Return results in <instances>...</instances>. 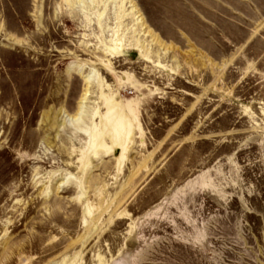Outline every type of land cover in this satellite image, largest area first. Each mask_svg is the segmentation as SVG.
Segmentation results:
<instances>
[{
  "label": "rangeland",
  "instance_id": "rangeland-1",
  "mask_svg": "<svg viewBox=\"0 0 264 264\" xmlns=\"http://www.w3.org/2000/svg\"><path fill=\"white\" fill-rule=\"evenodd\" d=\"M111 2L0 0V264H264V0Z\"/></svg>",
  "mask_w": 264,
  "mask_h": 264
},
{
  "label": "bare ground",
  "instance_id": "bare-ground-1",
  "mask_svg": "<svg viewBox=\"0 0 264 264\" xmlns=\"http://www.w3.org/2000/svg\"><path fill=\"white\" fill-rule=\"evenodd\" d=\"M66 3L70 6H79V7H82V8H85L86 10H91L92 8H98L100 7V5L104 2V0H65ZM108 1V0H107ZM109 1H112L114 2L115 0H109ZM125 2L129 3L130 5V9L132 10V14H133V17L136 19L137 22L141 23L142 20H141V15L139 16L138 15V12L136 9H134V5H133V0H124ZM111 2V3H112ZM128 5V4H127ZM107 8V7H106ZM123 8V6H122ZM106 10V9H105ZM92 12V11H91ZM97 12V11H96ZM131 14V15H132ZM101 17V15H100ZM133 19V18H132ZM101 20V18H100ZM135 21V20H134ZM143 23V22H142ZM141 23V24H142ZM142 26V25H141ZM145 26V25H144ZM143 29V28H142ZM146 29V28H145ZM145 32V31H144ZM141 34V33H140ZM148 34V33H147ZM146 34V35H147ZM151 34V32H150ZM145 35V36H146ZM148 36V35H147ZM153 41V40H152ZM135 42V40L133 41ZM137 43V42H136ZM139 43V42H138ZM137 43V44H138ZM153 43V42H152ZM120 45V44H119ZM140 47H143L140 45ZM135 48V47H134ZM143 49V48H141ZM140 49V50H141ZM138 51V50H137ZM145 51V50H144ZM90 78V77H89ZM92 78V77H91ZM87 79V78H86ZM86 94V93H85ZM88 96V95H87ZM83 99V98H82ZM84 100V99H83ZM83 104V103H82ZM106 105L108 107V112H109V115H108V118L109 120H112V122L110 123L111 125V128L112 129V132L115 134V137L118 139H120L119 142H121V137H122V134L124 133L125 130H128L130 128V124L127 123L128 121L126 120V116L123 114V111L122 109L120 110V106L117 105L116 103H110L109 102H106ZM129 105V103H128ZM80 111H79V115L76 116V118H69L67 117V120L69 122H72V123H76V122H79L80 121V117L83 113V110L85 107H83L81 104H80ZM131 110V109H129ZM132 112V111H130ZM111 113V114H110ZM114 118V119H113ZM110 122V121H109ZM128 128V129H127ZM127 132V131H126ZM128 133V132H127ZM100 135L96 134V138H98V140H101L100 138ZM94 138V137H93ZM115 138V139H116ZM124 138V137H123ZM95 139V138H94ZM95 142V141H94ZM99 142V141H98ZM101 146H103L101 144Z\"/></svg>",
  "mask_w": 264,
  "mask_h": 264
}]
</instances>
